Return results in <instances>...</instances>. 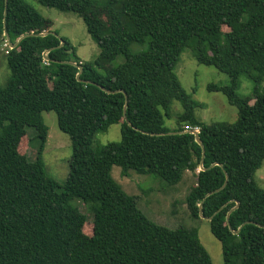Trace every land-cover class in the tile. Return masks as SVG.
<instances>
[{
    "label": "trees",
    "instance_id": "1",
    "mask_svg": "<svg viewBox=\"0 0 264 264\" xmlns=\"http://www.w3.org/2000/svg\"><path fill=\"white\" fill-rule=\"evenodd\" d=\"M36 1L79 16L98 52L82 61L69 41L46 33L51 20L29 0H0V41L4 11L10 42L25 35L3 51L9 76L0 83V264H213L196 226L149 219L111 177L113 165L167 185L192 172L186 207L193 219H200L199 204L211 216L222 264H264V189L254 180L264 159V0ZM184 48L227 74L228 84L208 89L237 107L233 122L195 116L199 104L175 73ZM119 55L123 61L114 65ZM69 60L82 66V81L76 66L61 62ZM240 76L251 81V93H237ZM43 111L56 113L70 140L64 183L45 169ZM173 115L174 126H166ZM116 123L120 140L95 143L97 132ZM27 127L39 141L34 160L19 150ZM194 128L203 155L187 131ZM76 201L92 214L90 235Z\"/></svg>",
    "mask_w": 264,
    "mask_h": 264
},
{
    "label": "rangeland",
    "instance_id": "2",
    "mask_svg": "<svg viewBox=\"0 0 264 264\" xmlns=\"http://www.w3.org/2000/svg\"><path fill=\"white\" fill-rule=\"evenodd\" d=\"M45 19L51 20L50 30L57 36L69 41L75 49L76 55L82 61L93 60L98 52L96 43L86 31L83 20L71 12H62L52 7L44 6L36 0H29ZM3 42L0 41V83H4L9 76L3 51ZM138 49L133 45L132 49ZM71 52V49L67 50ZM123 57L117 56L114 65L121 63ZM175 73L184 90L192 95L199 104L195 107V116L205 123L214 121L233 122L237 116V107L228 102L227 97L220 91L209 90L208 85H226L228 76L226 73L213 66L198 63L192 56L189 48H184L175 66ZM252 91L251 81L245 77H239L237 93L247 95ZM253 100L250 101L252 103ZM173 114L181 111V105L174 100L171 103ZM43 120L48 127L47 140L42 152V158L48 175L58 182L64 183L69 172V159L71 156V144L67 134L57 126L56 113L43 111ZM165 125L172 127L175 124V115L165 118ZM119 124H111L107 130L99 131L94 136L95 143L105 144L110 141L120 140ZM29 139V140H28ZM39 148L36 132L32 127L26 128V135L20 144V153H25L29 159L34 160ZM111 177L121 185L122 189L135 196L136 204L152 221L169 228L177 226H196L201 243L209 252L213 264H222L220 242L212 235L209 223L205 218L193 219L189 215L185 203V195L195 182L192 172H185L182 180L175 185H167L159 177L152 174H139L128 171L123 175L117 165L111 168ZM254 180L264 189V159L261 166L255 171ZM79 210L86 216L83 230L90 235L92 228V214L85 203L76 201Z\"/></svg>",
    "mask_w": 264,
    "mask_h": 264
},
{
    "label": "water",
    "instance_id": "3",
    "mask_svg": "<svg viewBox=\"0 0 264 264\" xmlns=\"http://www.w3.org/2000/svg\"><path fill=\"white\" fill-rule=\"evenodd\" d=\"M6 1H7V0H5V6H6ZM5 14H6V11H4V18H3V23H4V25H3V35L5 36V39L7 40L8 45L12 48V47H15V46L18 44V42H19V41H20L25 35L20 36V37L14 42V43H11V42H10L9 37H8L7 30H6V27H5ZM46 33H54V32L49 31V32H46ZM46 33H41V34L43 35V34H46ZM63 43H64V41H63L62 39H60L59 45H58L57 47L62 46ZM46 52H47V51H44V52H43V57H44V59H47ZM61 62H63V63H68V64H71V65L76 66V67L78 68V72L76 73V79H77L78 81H82V79L80 78V74H81V71H82V66H81L80 64H77L76 62L71 61V60H69V61H61ZM99 87H100L102 90L106 91V92H113V91H110V90L105 89L103 86H99ZM115 91H121V92H124L122 89H118V90H115ZM124 94H125V93H124ZM126 103H127V99H126V94H125V106H126ZM187 131H189L190 133H192V134L194 135V137H195V141H196V142L201 146V148H202V155H203V151H204V149H203V147H202V142H201V140H200L199 137H198V130H197V129H188ZM158 134H160V133H158ZM200 169H204V168L202 167V165H200ZM226 178H227V175H226ZM224 184H225V182H224L219 188H217V189H215V190H212V191L208 192L205 196H207V195H209V194H211V193H213V192L219 190L220 188H222V187L224 186ZM237 205H238V202H236V205L233 206V207L231 208V210L235 209V208L237 207ZM231 210H230V211H231ZM228 214H229V213H228ZM228 214L226 215V221H227L228 227H229L230 231H231L232 233L235 234V233L238 232L239 228L236 229V230H234V229L231 228V226H230V224H229V222H228ZM199 217H200V218H205L206 220H210V219H211V216L206 217V216H204V215L202 214L201 204H199Z\"/></svg>",
    "mask_w": 264,
    "mask_h": 264
},
{
    "label": "built area",
    "instance_id": "4",
    "mask_svg": "<svg viewBox=\"0 0 264 264\" xmlns=\"http://www.w3.org/2000/svg\"><path fill=\"white\" fill-rule=\"evenodd\" d=\"M3 47H10L9 45H8V42H7V40H4V42H3ZM4 52H6V49L4 50ZM194 129H197V128H194ZM188 130V129H187ZM198 130V129H197Z\"/></svg>",
    "mask_w": 264,
    "mask_h": 264
}]
</instances>
